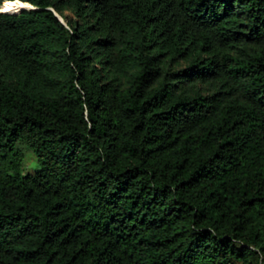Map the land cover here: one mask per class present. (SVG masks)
<instances>
[{
  "label": "trees",
  "instance_id": "16d2710c",
  "mask_svg": "<svg viewBox=\"0 0 264 264\" xmlns=\"http://www.w3.org/2000/svg\"><path fill=\"white\" fill-rule=\"evenodd\" d=\"M0 264H264V0H0Z\"/></svg>",
  "mask_w": 264,
  "mask_h": 264
},
{
  "label": "rangeland",
  "instance_id": "374dc122",
  "mask_svg": "<svg viewBox=\"0 0 264 264\" xmlns=\"http://www.w3.org/2000/svg\"><path fill=\"white\" fill-rule=\"evenodd\" d=\"M3 6H5V5L3 4ZM27 6H29V5H27ZM3 8L5 9V7H3ZM17 8H21V7H17ZM6 9H8V8H6ZM68 13H70V12L68 11ZM21 146L24 150L25 156H24L23 163L20 167V171L22 173H26L27 171L34 170L35 168L40 166V162H39L36 154L34 153V151L32 149H30L28 146H26L25 144H21Z\"/></svg>",
  "mask_w": 264,
  "mask_h": 264
},
{
  "label": "bare ground",
  "instance_id": "6f19581e",
  "mask_svg": "<svg viewBox=\"0 0 264 264\" xmlns=\"http://www.w3.org/2000/svg\"><path fill=\"white\" fill-rule=\"evenodd\" d=\"M4 4H5V6H3V7H5V9L8 8L6 10H10V11L20 9V8H17V7L25 6V3H22V2L21 3H14V2H10V1L7 2L6 1Z\"/></svg>",
  "mask_w": 264,
  "mask_h": 264
},
{
  "label": "water",
  "instance_id": "95a60500",
  "mask_svg": "<svg viewBox=\"0 0 264 264\" xmlns=\"http://www.w3.org/2000/svg\"><path fill=\"white\" fill-rule=\"evenodd\" d=\"M29 3H30V2H29ZM28 7H35V6H34L33 4L30 3L29 6L25 5V6L21 7V8L18 9V10H13V12H19V11H21L22 9H24V8H28ZM5 10H6V9H5ZM7 11H10V10H7ZM59 15H60V14H59ZM60 17H61V19H62L63 21H65L62 15H60Z\"/></svg>",
  "mask_w": 264,
  "mask_h": 264
},
{
  "label": "clouds",
  "instance_id": "9594fccd",
  "mask_svg": "<svg viewBox=\"0 0 264 264\" xmlns=\"http://www.w3.org/2000/svg\"><path fill=\"white\" fill-rule=\"evenodd\" d=\"M5 10V9H4Z\"/></svg>",
  "mask_w": 264,
  "mask_h": 264
}]
</instances>
